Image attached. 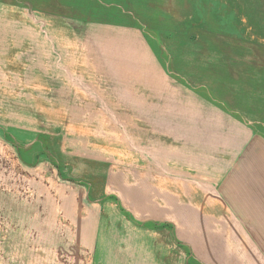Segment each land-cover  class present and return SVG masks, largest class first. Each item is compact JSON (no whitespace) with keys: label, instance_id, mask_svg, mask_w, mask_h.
I'll use <instances>...</instances> for the list:
<instances>
[{"label":"rangeland","instance_id":"rangeland-1","mask_svg":"<svg viewBox=\"0 0 264 264\" xmlns=\"http://www.w3.org/2000/svg\"><path fill=\"white\" fill-rule=\"evenodd\" d=\"M129 3L0 0V264H185L188 200L168 192L180 182L188 194L184 129L170 124L179 113L156 110L131 55L125 71L135 35L90 23L143 22ZM190 7V22L221 23L225 39L264 40V0ZM237 24L246 31H228Z\"/></svg>","mask_w":264,"mask_h":264},{"label":"crops","instance_id":"crops-1","mask_svg":"<svg viewBox=\"0 0 264 264\" xmlns=\"http://www.w3.org/2000/svg\"><path fill=\"white\" fill-rule=\"evenodd\" d=\"M128 1L132 11L127 16L141 17L143 22L90 23L101 30L112 26L135 35L137 43L127 41V55L121 59L125 71L131 55L142 75L137 84L146 81L143 86L147 83L156 98V110L168 106L179 113L170 124L184 129L188 194L182 193L180 182L170 184L168 192L188 200L190 243L183 246L185 264H264V57L258 56L256 46H264V40L225 39L219 35V28L226 30L221 23L209 24L210 29L200 17L191 23L188 16L194 12L190 7L188 14V0ZM143 16L154 18L157 40L141 28ZM232 28L236 29L228 31H246L242 24ZM146 54L153 60L149 58L148 64ZM184 95L188 99L180 98ZM175 141L181 140L175 136ZM209 208H216L217 214L198 212L209 213ZM164 223L174 228L171 221Z\"/></svg>","mask_w":264,"mask_h":264}]
</instances>
